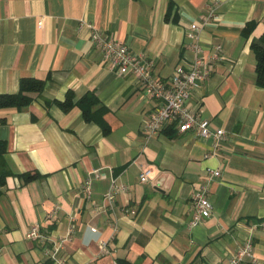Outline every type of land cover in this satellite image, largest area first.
<instances>
[{
    "label": "crops",
    "instance_id": "1",
    "mask_svg": "<svg viewBox=\"0 0 264 264\" xmlns=\"http://www.w3.org/2000/svg\"><path fill=\"white\" fill-rule=\"evenodd\" d=\"M209 15L200 55L210 72L187 104L223 140L212 149L176 126L147 138L158 102L109 68L92 33L167 80L193 59L188 26ZM260 39L264 0H0V95L16 94L21 79L45 82L27 108L0 109L13 174L0 188V264H52L66 236L55 254L65 264H228L246 241L252 260L242 264H264V88L250 48ZM67 93L74 107L64 113L55 102ZM91 93L99 104L85 122L76 104ZM93 172L100 177L86 198ZM23 174L38 178L25 183ZM112 184L125 189L109 202ZM205 185L210 217L190 228L192 197ZM31 226L43 240L26 239Z\"/></svg>",
    "mask_w": 264,
    "mask_h": 264
},
{
    "label": "built area",
    "instance_id": "2",
    "mask_svg": "<svg viewBox=\"0 0 264 264\" xmlns=\"http://www.w3.org/2000/svg\"><path fill=\"white\" fill-rule=\"evenodd\" d=\"M211 19V15L203 18L199 23H192L188 26L185 33L189 41L188 50L193 54L191 62L184 67L175 68L171 77L167 80L156 78L151 71V62L144 57L132 53L121 42L113 40L106 35L93 32L91 41L99 48L104 61L111 69H115L120 75H132L139 81L143 93L158 102V107L149 117L144 126V133L147 138L155 136L170 126H176L179 133L194 131L199 137L211 140L212 149H216L224 138V131L221 129H212L210 123L197 116L194 110L188 106L190 93L197 89L202 82L206 80L210 72L209 62L200 54V30ZM219 47H216L218 49ZM211 177H218L219 171L208 170ZM150 170H144L139 176L140 183L149 180ZM100 175L93 172L84 182L83 191L85 197L90 194L91 181L98 179ZM124 186L112 184V191L105 196L106 200L111 202L115 193L123 191ZM206 185L196 192L192 199L194 202V213L189 220V227L193 228L203 220L210 217L211 203L206 195ZM134 214L133 210L130 211ZM27 240H43L38 226H31L25 235ZM69 236L62 238L53 246L54 260L52 264H65L64 259L55 258L56 251L63 246ZM105 242L100 246L105 252ZM45 253L51 251L44 249ZM52 254V255H53ZM245 258L252 260V247L249 241L234 254L228 261V264H242Z\"/></svg>",
    "mask_w": 264,
    "mask_h": 264
},
{
    "label": "trees",
    "instance_id": "3",
    "mask_svg": "<svg viewBox=\"0 0 264 264\" xmlns=\"http://www.w3.org/2000/svg\"><path fill=\"white\" fill-rule=\"evenodd\" d=\"M251 50L256 57V83L258 86L264 88V39L253 41L251 43ZM45 86V82L36 79H21L16 94H1L0 95V109L13 108L17 111H21L27 108L33 98L32 95H41ZM73 94L67 93L64 101L55 102V104L64 112L68 113L73 107ZM98 100L94 94H86L76 104L81 112V117L85 122H91L93 120V114L95 107L98 105ZM170 127H173L170 126ZM172 129V128H171ZM104 134L108 133L107 127H102ZM6 152V145L0 141V188L5 186L6 179L11 177L13 174L10 172L4 154ZM23 182L28 183L38 178V175L23 174L19 176ZM1 196V191H0Z\"/></svg>",
    "mask_w": 264,
    "mask_h": 264
}]
</instances>
